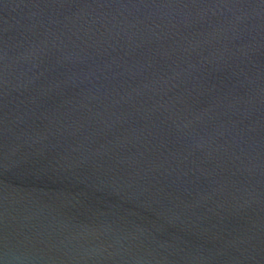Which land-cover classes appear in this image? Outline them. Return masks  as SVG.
<instances>
[{"label":"water","instance_id":"1","mask_svg":"<svg viewBox=\"0 0 264 264\" xmlns=\"http://www.w3.org/2000/svg\"><path fill=\"white\" fill-rule=\"evenodd\" d=\"M0 264H264V0H0Z\"/></svg>","mask_w":264,"mask_h":264}]
</instances>
